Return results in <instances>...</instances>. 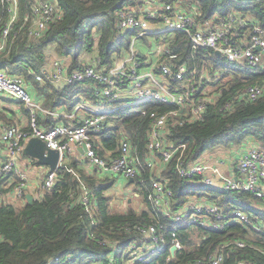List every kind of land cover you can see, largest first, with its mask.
<instances>
[{
	"label": "trees",
	"instance_id": "16d2710c",
	"mask_svg": "<svg viewBox=\"0 0 264 264\" xmlns=\"http://www.w3.org/2000/svg\"><path fill=\"white\" fill-rule=\"evenodd\" d=\"M55 1L61 5L63 14L51 21L43 35L34 37L29 34L31 18L26 17L32 14V5L37 0H19L17 22L7 38L6 48L0 51V67L24 75L29 84H34L43 95L45 108L66 106V111L72 113L81 103L100 105L102 101L82 83L42 82L35 73L46 65L50 48L57 58L69 61L70 69L83 67L96 53L101 56L102 66L113 65L130 49L133 35L138 32L120 29L119 11L150 0ZM157 1H181L199 26L215 25L234 14L264 28V0ZM6 8L7 4L0 2V30L8 18ZM166 35L169 46L178 55L177 62L187 63L189 70H197L198 76L203 66L213 73H224L222 87L203 119L168 123L166 136L171 143L186 144L183 153L186 163L197 162L208 153L239 148L249 137L264 143V93L256 100L239 97L250 85L259 83L264 87V63L248 66L218 56L210 47L195 49L183 31ZM105 103L119 104L117 100ZM226 104L228 107L223 108ZM175 107L158 100L119 107L108 115L95 136L98 154L107 158L118 156L123 135L129 138L133 154L141 163L132 184L141 196L143 209L130 206L125 211H114L116 196L111 190L115 178H101L95 171H86L83 161L71 158L57 169L54 185L41 188L33 202L0 200V264H106L114 251H117L116 264H124V251L143 238L139 225L168 222L163 214L154 211L148 197L154 179L173 189V199L178 204L191 197L205 196L224 212L239 207L250 215L264 216V209L257 206L258 199L250 192L221 189L182 178L176 166L177 158L165 163L158 172L148 165L153 157L148 147L152 125L149 114L152 110L164 112ZM78 113L85 117L89 111L80 108ZM85 197L89 198V204L83 201ZM192 231L179 230L183 247L174 258L167 260L171 251L166 246L158 255L139 264H187L210 256L218 245L232 239L244 240L247 245L227 248L222 264H234L241 259L264 264V233L252 226L233 221L220 230L201 227ZM167 237L170 242V232Z\"/></svg>",
	"mask_w": 264,
	"mask_h": 264
},
{
	"label": "built area",
	"instance_id": "2783aa9c",
	"mask_svg": "<svg viewBox=\"0 0 264 264\" xmlns=\"http://www.w3.org/2000/svg\"><path fill=\"white\" fill-rule=\"evenodd\" d=\"M7 4L8 18L0 30L2 41L0 50L5 48L18 19L19 0H0ZM29 34L34 37L43 35L51 21L63 14L61 5L55 0H37L32 5ZM120 29L138 30L133 35L130 49L111 66L101 64V56L94 57L81 68L70 69V63L60 58L54 59L51 68L37 74L39 80L50 82L82 83L95 97L102 101L100 105L81 103L78 108H86L89 113L77 124H55L51 128H43L38 124L36 109L42 108L33 99L23 75L11 74L0 70V96H10L30 106L32 111L31 128L25 130L18 125H7L0 133L6 143L7 158L0 164V200L10 195L22 198L27 192L26 174L17 164L27 140L39 137L50 148L61 153L58 165L63 164V153L71 151L74 145L85 146L89 159L104 171L123 174L135 178L140 167V159L133 154L132 144L124 135L120 142L119 154L113 158H105L97 152L95 133L100 132L104 120L119 107H126L150 100H158L176 107L160 112L152 110V119L148 147L165 163L176 159L179 175L186 180L202 181L221 189L246 191L257 199V206L264 209V143L254 142L239 150L228 148L218 153H208L197 162L187 164L183 153L186 144L174 146L168 139L167 130L170 121L183 123L187 119H203L208 105L217 94L222 83V72H211L206 66L197 70H189L187 63L177 62L178 55L169 46L166 35L171 31H183L189 35L193 48L210 47L220 50L221 56L232 62H241L248 66L264 63V28L251 23L241 15H231L221 19L215 25L199 26L195 17L180 7L178 2H157L150 0L139 2L128 9L119 11ZM18 32V31H17ZM16 32V33H17ZM148 36L157 38L151 53L140 55L138 41ZM155 51H154V50ZM156 57H154V52ZM223 84V83H222ZM264 93L259 84L248 86L239 94L242 99L256 100ZM117 100L119 104H106ZM226 104L223 108H227ZM45 113L58 116L54 109L42 108ZM143 113H147L143 110ZM179 154V155H178ZM215 159L216 161H212ZM226 159L232 161V170H224ZM148 165L154 167L156 160L151 157ZM57 169L48 170L43 180V187L54 185ZM153 190L149 200L154 211L164 215L169 221L181 224L171 226L168 222L158 221L139 225L143 238L134 241L124 251V264H139L162 252L166 246L171 253L167 260L174 258L175 253L183 247L178 237L180 229L191 232L193 227L209 230L223 229L233 221L252 226L264 233V216L250 215L246 210L234 207L224 212L219 204L208 201L207 197H191L188 201L178 204L174 201V191L160 179L153 180ZM90 203L88 197L83 200ZM170 232V242H168ZM247 242L232 239L222 242L208 257L195 259L187 264H222L226 249L229 247H245ZM175 247V250H173ZM114 251L106 264H116ZM105 264V263H99ZM234 264H258L254 261L241 259Z\"/></svg>",
	"mask_w": 264,
	"mask_h": 264
},
{
	"label": "crops",
	"instance_id": "0c3cea01",
	"mask_svg": "<svg viewBox=\"0 0 264 264\" xmlns=\"http://www.w3.org/2000/svg\"><path fill=\"white\" fill-rule=\"evenodd\" d=\"M145 2H147V1H145ZM157 2L159 3V1H157ZM178 3H179L181 8L187 10L185 5L181 1H178ZM148 37L152 38L153 41L149 42ZM148 37H147V40H146V38H142L141 40H139V43L137 44L140 55H146L148 53H151V48H155L154 45H156L155 43H156L157 38L154 36H148ZM1 41H2V39H1V35H0V42ZM146 41H147V43H146ZM6 46H7V42H6L5 48H6ZM4 49H2V50H4ZM52 54H53V52H52ZM154 57H156L155 52H154ZM54 59H57V57L53 54V56L51 58L47 59V63L43 67L42 71L35 73V77L37 74L42 73L44 71V68L50 69ZM0 70L7 71V69L2 68V67H0ZM7 72H9V71H7ZM9 73L16 74L17 72H9ZM24 78L26 79V82L28 84V89H29L30 94L33 97V99L35 101H37V103L39 105H41L42 108H45L43 106L44 105V99L42 97L43 95L39 93L38 88L34 84H29V81L25 76H24ZM36 79H37V77H36ZM37 80H39V79H37ZM39 81L47 82V81H43V80H39ZM52 83L65 84V83H69V82L63 81L60 83H57V82H52ZM78 107H79V105L77 106V108L72 113H68L66 111V106L53 108L55 111L59 112L58 116H55V115L49 114V113H45L42 108L38 107L36 109L38 124L41 127L46 128V129L51 128L55 124H71V125L77 124V123L81 122L84 118V116L81 117L82 114L78 113L79 109H80ZM46 109H48V108H46ZM32 111L33 110L30 109V106L26 105L25 102H23L21 100H17L13 97H10V96L1 95L0 96V113L2 116H0V133L5 126L11 125V124L12 125H18L22 129H25V130L31 128ZM98 133L99 132L95 133V136L98 135ZM254 142H256V140L253 137H249L239 146V148L232 147V149L235 148L236 150L237 149L241 150V149L247 147L250 143H254ZM257 142H259V141H257ZM108 154H110L109 151H108ZM85 156H87V155L84 152L83 146L74 145L71 151H66L65 153H63V164H62V166H65L69 159L77 158L80 161H83V164H84L83 167L86 169V171L91 172V173L95 171V172H97V175L101 178H104L106 176L111 177V178H113V177L115 178L114 186L111 190L112 191L111 193H113L116 196V200H117V197L119 196V195H117V193H122V194H124V196H126L127 193H129V192L134 195L133 198L141 199V196L137 192L135 185L132 184V182L134 181V178H128V177L124 176L123 174H118V173L115 174V173H112L110 171H104L103 169L98 168L90 159L85 160ZM153 156L156 160V165L154 167H151V168L154 169L155 172L156 171L158 172L159 169H162L165 162H163L161 160V158L159 156L155 155L154 153H153ZM6 158H7L6 143L4 141H2L0 138V164L2 162H4L6 160ZM60 158H61V155H60ZM105 158H107V157H105ZM17 160H18L17 161L18 166L26 174V179H27V192H26V194L30 192L34 197L36 195V193H38L39 190H41V188H44L43 187V180L45 178L47 171L51 170V169H50L49 165L40 164L37 162V160L34 157L27 155L25 153L24 149H23L22 153L19 154ZM60 160L61 159H59L58 165L60 163ZM212 161H216V160L213 159ZM230 162L232 163V161L230 159H226V164L223 166L224 170H226V171H228L230 169L232 170ZM58 165L56 168L61 167V166L58 167ZM26 194L24 195V197L16 198L15 200L18 203H24V201H27ZM133 198L129 197L127 199V201L129 202V207L134 206V204L132 205ZM11 199L14 200V198H12L10 195H7L6 200H11ZM208 201H211V200H208ZM139 202H140V205L138 207L140 210L142 201H139ZM143 208H144V204L142 206V209ZM127 209H128V207L125 208V210H127ZM197 228H199V227H193L191 229V231L193 229H197Z\"/></svg>",
	"mask_w": 264,
	"mask_h": 264
},
{
	"label": "water",
	"instance_id": "95a60500",
	"mask_svg": "<svg viewBox=\"0 0 264 264\" xmlns=\"http://www.w3.org/2000/svg\"><path fill=\"white\" fill-rule=\"evenodd\" d=\"M216 54L221 56L220 50H216ZM83 149L85 152L86 147L84 145ZM24 151L27 155L34 157L38 163L49 165L51 170L57 167L61 155L59 150L48 147L44 140L35 136L27 141ZM26 197L29 203L33 202L34 197L30 192L26 194ZM173 250H175V247H173Z\"/></svg>",
	"mask_w": 264,
	"mask_h": 264
},
{
	"label": "rangeland",
	"instance_id": "374dc122",
	"mask_svg": "<svg viewBox=\"0 0 264 264\" xmlns=\"http://www.w3.org/2000/svg\"><path fill=\"white\" fill-rule=\"evenodd\" d=\"M146 40H147V38H146ZM148 40H149V42H152L153 41V39L152 38H149V37H148ZM138 43H139V41H138ZM146 43H147V41H146ZM52 51H53L52 48H50L48 50V58H51L53 56ZM88 159H89V157L88 156H85V160H88ZM117 195H119V196L117 197V200H115L113 202L114 203L113 209H114V211H125V208H127V207L129 208V202L127 201V199L129 197L133 198L134 195L132 193H130V192L127 193L126 196H124V194H122V193H117ZM139 201H141V199L133 198L132 205L134 204V207H136V208L139 209V207H138L140 205V202ZM141 208L142 207H140V209ZM197 240H199V238H197Z\"/></svg>",
	"mask_w": 264,
	"mask_h": 264
}]
</instances>
